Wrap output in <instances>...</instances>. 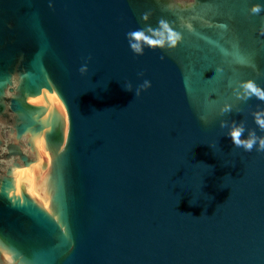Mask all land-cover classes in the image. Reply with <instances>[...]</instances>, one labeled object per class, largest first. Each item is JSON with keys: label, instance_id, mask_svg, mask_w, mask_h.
I'll return each mask as SVG.
<instances>
[{"label": "water", "instance_id": "1", "mask_svg": "<svg viewBox=\"0 0 264 264\" xmlns=\"http://www.w3.org/2000/svg\"><path fill=\"white\" fill-rule=\"evenodd\" d=\"M254 4L0 0V264H264V152L220 127L264 135ZM161 20L178 45L134 54Z\"/></svg>", "mask_w": 264, "mask_h": 264}, {"label": "clouds", "instance_id": "2", "mask_svg": "<svg viewBox=\"0 0 264 264\" xmlns=\"http://www.w3.org/2000/svg\"><path fill=\"white\" fill-rule=\"evenodd\" d=\"M264 11V6L260 4H254L250 8L252 14H259ZM143 20L148 19V14L145 13L142 17ZM130 49L136 55H142L146 47L148 48H167L169 50L174 49L181 41V35L174 31L167 22L161 20L158 28L153 29L148 27L146 30H138L128 33ZM79 72L84 75L88 72V65L85 62L80 68ZM150 81L145 80L141 85L135 88V96H139L143 90L149 88ZM124 90L128 92L133 91L132 84H124ZM234 95L241 100H247L252 97L257 98L260 101H264V89L257 86L255 82L248 80L242 82L239 85V90L234 89ZM233 110V106L230 103H223L219 107V115L230 113ZM254 123L257 125L261 132H264V110H259L252 113ZM199 119L203 123L208 122L207 115L201 114ZM220 127L226 128V135L230 138L234 147L242 148L245 152H251L253 149L257 152H264V135H257L256 131L248 130L243 123H237L235 121H220ZM247 133L246 138H242ZM211 147V146H209Z\"/></svg>", "mask_w": 264, "mask_h": 264}]
</instances>
